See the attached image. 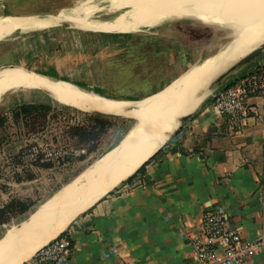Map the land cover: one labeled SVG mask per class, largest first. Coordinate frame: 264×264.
Returning a JSON list of instances; mask_svg holds the SVG:
<instances>
[{"label": "crops", "instance_id": "0c3cea01", "mask_svg": "<svg viewBox=\"0 0 264 264\" xmlns=\"http://www.w3.org/2000/svg\"><path fill=\"white\" fill-rule=\"evenodd\" d=\"M22 1L0 3V15L8 12L20 22L33 24L0 40V65L23 68L87 92L143 99L160 92L211 55L186 52L171 27L141 34L109 32L59 16L63 7L31 10L23 7ZM16 2L19 5L15 6ZM135 38L145 39L151 53L138 56V42L130 44ZM167 41L174 47L168 45L172 54L166 59L173 57L170 62L177 66L173 71L177 75L161 86L158 83L163 78L156 77L170 70L159 71L164 58L160 60L154 48L162 49ZM123 60L128 71L122 66ZM260 60L264 61V56L239 76ZM146 64V82L139 83L138 74L131 68ZM20 91L24 101L30 98L28 102L57 101L80 107L64 102L46 86ZM17 99H22L21 92ZM252 104L258 112L246 119L241 131L231 133L224 116L205 99L193 116L146 159L144 167L139 170L142 163L130 174H134L130 180L129 176L122 180L69 222L64 230L74 241L72 264H200L193 256V240L201 231L204 212L216 205L226 207L231 227L242 228L246 239H256L264 227L260 179L264 171V96L254 97ZM109 245H116L119 254L106 257ZM33 257L23 264H37ZM242 264H264V252Z\"/></svg>", "mask_w": 264, "mask_h": 264}, {"label": "bare ground", "instance_id": "6f19581e", "mask_svg": "<svg viewBox=\"0 0 264 264\" xmlns=\"http://www.w3.org/2000/svg\"><path fill=\"white\" fill-rule=\"evenodd\" d=\"M107 1L112 10H122L112 19L92 18L99 7L90 0L72 6L71 13L59 12V16L90 28L119 33L150 30L168 20L192 18L207 27L233 30L235 39L194 64L164 90L135 102L87 92L70 83L42 77L16 66H2L0 101L11 92L46 86L85 110L133 118L134 123L116 146L39 204L31 216L7 229L6 235L0 238V264H23L41 246L63 232L79 213L130 176L174 132L179 116L197 107L200 93L211 78L264 40V0ZM16 17L8 12L0 15V40L19 28L33 26Z\"/></svg>", "mask_w": 264, "mask_h": 264}, {"label": "rangeland", "instance_id": "374dc122", "mask_svg": "<svg viewBox=\"0 0 264 264\" xmlns=\"http://www.w3.org/2000/svg\"><path fill=\"white\" fill-rule=\"evenodd\" d=\"M82 1L31 0L29 3L24 4L23 7L28 6L27 9L31 10L63 7L65 13H71L72 6L74 7ZM90 1L91 4L99 7V10L91 15L92 18L112 19L122 11H115L111 7L109 8L110 2L107 0ZM17 5H19L18 2L15 3V6ZM165 26L172 28L170 31L175 32L176 39H181L179 42L180 47L192 55L198 53L204 55L213 54L235 39V35L232 33L233 30L207 27L192 18L168 20L150 30L145 29L134 33L141 34L148 31H157ZM178 31L180 34H178ZM262 31V38H264V26ZM136 40L135 38L134 41L129 43L135 45L134 43L138 42L137 44L140 46L138 56L141 53L145 55L151 53V45L146 44L145 39ZM168 45L174 47L171 41H167L162 46V49L161 47L160 49L154 48L155 53H158L159 57L162 56L164 58V60L162 57L160 59L163 60V62H160L163 65L160 66L159 71H163L165 68L170 70L169 73L160 72V75L158 74L159 76L156 77L158 79L163 78L158 83L161 86L169 83L170 79L177 75V73H174L177 66L170 62H173V57L168 61L166 59L169 54H172L169 52ZM126 64H128L127 61L123 60L122 66L128 71V65L126 66ZM167 64L168 66H166ZM142 68L141 66L137 69L131 68V71L133 69L138 74L139 83L146 82L143 79H145L147 64L145 67L143 65ZM141 72H144V75ZM18 92L22 94L20 101L17 99ZM23 94L22 91L11 92L4 95L0 101V115L5 116V121L0 127V208L12 200L24 201L31 205V208L25 213L14 211L7 213L6 216L11 218L5 223H0V238L5 235L6 230L11 225L22 222L31 216L39 204L72 181L107 150L116 146L134 123L133 118L125 116L108 118L112 121L106 127L107 129L99 137L85 141L81 139L80 135H73V128L81 126L92 128L96 125V120L92 119V116L98 115L63 105L67 103L60 104L57 101H52L48 103L51 104V108L47 111L46 117L40 119L42 122L39 121L34 125L30 121L27 122L22 116L17 117L14 115V112L21 104L28 103V100H31L29 98L24 101L26 98H24ZM60 98L64 102L71 103L65 97ZM96 129L99 131L101 127L96 126Z\"/></svg>", "mask_w": 264, "mask_h": 264}, {"label": "built area", "instance_id": "2783aa9c", "mask_svg": "<svg viewBox=\"0 0 264 264\" xmlns=\"http://www.w3.org/2000/svg\"><path fill=\"white\" fill-rule=\"evenodd\" d=\"M264 96V61L261 60L244 76L220 88L212 98L215 109L224 116L231 133L241 131L245 121L256 114L252 99ZM264 189V171L260 175ZM184 235L189 236L190 233ZM74 241L64 230L34 254L37 264H72ZM116 245H109L104 255L119 254ZM264 252V227L260 235L249 240L242 228L229 225L225 206L216 205L202 216L200 233L193 240V256L200 264H242L247 258Z\"/></svg>", "mask_w": 264, "mask_h": 264}, {"label": "water", "instance_id": "95a60500", "mask_svg": "<svg viewBox=\"0 0 264 264\" xmlns=\"http://www.w3.org/2000/svg\"><path fill=\"white\" fill-rule=\"evenodd\" d=\"M4 0H0V3H2ZM264 54V40L259 43L257 46H255L254 48H252L249 52H247L246 54H244L243 56L237 58L236 60H234L233 62H231L230 64L226 65L223 67V69H221L219 72H217L212 78L211 80L206 84V86L203 88V90L200 93V102L198 103L197 107L186 113L183 114L181 116H179L178 118V126L176 127V129L174 130V132L169 136V138L181 127L183 126L195 113L196 109L198 108V106L205 100V99H209L212 100L214 94L222 87H224L225 85H228L229 83H232L235 79H237L239 76V74L247 67L249 66L251 63L255 62L256 60L260 59L261 56H263ZM4 65V64H2ZM0 65V67L2 66ZM12 65V64H11ZM141 99V98H140ZM129 101L135 102L138 101L139 99H127ZM68 105V104H67ZM71 107H74L76 109H79L81 111H85L88 112L90 114H94V115H98V116H102V117H106V118H121L123 116L121 115H115L112 113H104L102 111L99 110H83L81 108L75 107L70 105ZM168 138V139H169ZM167 139V140H168ZM166 140V141H167ZM165 141V142H166ZM165 142L161 145V147L165 144ZM160 147V148H161ZM159 148V149H160ZM158 149V150H159ZM157 150V151H158ZM156 151V152H157ZM155 152V153H156ZM154 153V154H155ZM153 154V155H154ZM152 155V156H153ZM151 157V156H150ZM149 159V158H148ZM147 159V160H148ZM146 160V161H147ZM145 161V162H146ZM144 162V163H145ZM143 163V164H144ZM142 164V165H143ZM141 165V166H142ZM140 166V167H141ZM139 167V168H140ZM138 169V168H137ZM130 177V176H129ZM128 177V178H129ZM86 211V210H85ZM84 212V211H83Z\"/></svg>", "mask_w": 264, "mask_h": 264}, {"label": "trees", "instance_id": "16d2710c", "mask_svg": "<svg viewBox=\"0 0 264 264\" xmlns=\"http://www.w3.org/2000/svg\"><path fill=\"white\" fill-rule=\"evenodd\" d=\"M31 0H23L21 2L22 5L29 3ZM51 104L47 103H37V102H28L21 104L18 109L14 112V115L17 117L22 116L27 122L30 121L34 125L37 122L41 121L40 119H44L46 117L47 111L50 110ZM92 119L96 120V125L92 128H87L84 126L75 127L73 128V135H80L81 139L83 140H92L95 137H99L101 133H103L107 128L108 124L112 121L108 118H102L99 116H92ZM5 121V116L0 115V127ZM42 122V121H41ZM96 126L101 127V130L97 131ZM145 163L139 168H143ZM134 175V174H133ZM131 175L127 180L132 178ZM31 208V205L28 203L21 201V200H12L11 202L7 203L4 207L0 208V223L7 222L11 217L6 216L7 213L14 211L25 213Z\"/></svg>", "mask_w": 264, "mask_h": 264}]
</instances>
